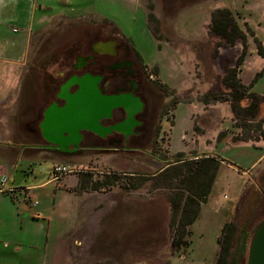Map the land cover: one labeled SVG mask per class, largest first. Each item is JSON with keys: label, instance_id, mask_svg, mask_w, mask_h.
<instances>
[{"label": "rangeland", "instance_id": "374dc122", "mask_svg": "<svg viewBox=\"0 0 264 264\" xmlns=\"http://www.w3.org/2000/svg\"><path fill=\"white\" fill-rule=\"evenodd\" d=\"M93 1L63 6L66 11L31 37V55L41 56L47 102L57 82L74 72L70 66L78 57L94 55L91 69L113 78L109 90L137 83L144 101L139 133L105 140L86 133L80 163L39 164L42 175L35 183L49 173L61 186L33 190L38 204L32 208L45 218L25 216L24 226L0 229V264H49L55 239L70 236L80 240L72 246L78 264H215L217 237L230 220L235 224L222 244L229 248L228 260L246 264L251 235L264 218V139H241L264 131V99L254 119L242 111L236 115L225 99L230 89L224 76L235 69L237 79L264 98V0ZM12 26L20 25L4 28ZM97 42L112 49L94 53ZM116 53L126 61L107 67ZM55 72L66 75L56 79ZM238 103L244 107L249 99ZM179 153L187 163L215 155L224 164L204 201L207 209L193 229L194 223L186 226L190 244L176 247L183 200H197L204 189L199 178L192 185L187 175L174 176L193 165L174 162ZM60 165L67 171L55 173ZM25 172L14 173L16 183H26ZM227 202H234L230 220L222 210Z\"/></svg>", "mask_w": 264, "mask_h": 264}, {"label": "crops", "instance_id": "0c3cea01", "mask_svg": "<svg viewBox=\"0 0 264 264\" xmlns=\"http://www.w3.org/2000/svg\"><path fill=\"white\" fill-rule=\"evenodd\" d=\"M93 3V0H0V229L24 226L25 216L45 218L44 211L32 208L38 204L34 203L37 200L33 190L51 183L55 188L61 184L49 177V173L48 178L35 183L42 175L43 169L39 164L49 162L51 168L53 164H66L74 160L80 163L86 154V147L81 149L82 155L79 154L80 150L62 151L47 147L48 142L40 128L44 112L49 106L46 78L39 67L41 56L31 55L36 49L31 46V37L44 21L66 11L63 6ZM9 22H17L20 26L5 30ZM52 75L59 79L62 73L55 72ZM61 82H57L59 87ZM243 144L252 146L247 142ZM261 154L264 155V152ZM259 158L256 156L251 166ZM221 164H224L223 161ZM18 169L26 170L25 173L29 175L24 179V185L16 183L14 179ZM31 177H34V182L28 183ZM207 207L206 202L202 203L198 218ZM233 208L234 202H227L222 208L229 220ZM79 242L71 236L67 239L56 238L49 264H78L72 257V246Z\"/></svg>", "mask_w": 264, "mask_h": 264}, {"label": "water", "instance_id": "95a60500", "mask_svg": "<svg viewBox=\"0 0 264 264\" xmlns=\"http://www.w3.org/2000/svg\"><path fill=\"white\" fill-rule=\"evenodd\" d=\"M100 75L85 73L72 76L60 86L57 97L61 104L53 101L45 110L40 128L48 148L62 151H74L80 148L83 131L100 136L113 131L123 132L126 136L140 124L134 115L141 111L143 102L132 93L104 94L99 88ZM77 89L70 92L71 86ZM123 108L126 118L109 126L101 124L104 118H110L115 109ZM246 264H264V218L254 229L249 246Z\"/></svg>", "mask_w": 264, "mask_h": 264}, {"label": "trees", "instance_id": "16d2710c", "mask_svg": "<svg viewBox=\"0 0 264 264\" xmlns=\"http://www.w3.org/2000/svg\"><path fill=\"white\" fill-rule=\"evenodd\" d=\"M261 47L262 46L259 44L258 47L259 54H262L261 50L263 48ZM224 84L230 89L227 92L225 99L231 102V108L234 111V113L237 115L238 111H242L244 112V115H247L252 119H254L258 111V106L264 98L254 92H250V88L247 85L242 84L241 81L237 79L235 69L228 71V73L224 76ZM243 98L249 99V103L244 107L240 106L238 103ZM259 138L264 139V131H261L256 138H253L252 136H246L242 138L241 141H248L254 139L256 140ZM221 161H223V159L218 156L208 155L202 157L201 159L197 158V159L188 160L187 163V161L183 158V155L181 153L177 154L176 160L174 162H176L177 164L184 163L182 164V166L187 165L189 163L193 165L190 166L188 165L186 171L178 170L174 176L179 177V176L187 175V178L190 182H194L199 178L201 179V182L204 183V189L201 191L200 194H198L197 200L192 195L186 196L184 198L181 207L182 215L180 217V228L177 229L179 231L176 234V236H173L172 245L179 247L184 245L188 246L190 244L191 240L190 239L185 240L184 237L186 235H189L190 237L192 231L190 229H187L186 226L192 225L196 220V218L198 217L200 212L201 202H204L207 199V196L210 192L211 186L214 182L215 175ZM168 164L170 165V162H168L167 165ZM169 165L166 168H164L163 171H165L168 167L171 166ZM194 184L195 182L192 185ZM179 207H180V203L177 202L174 208L178 210ZM185 215L187 216L186 219L184 218ZM234 224L235 222L233 220L227 222L222 228L220 235L217 237L219 250L217 251L216 254L215 264H233V261L231 262L230 260H228V249H229L228 246L227 245L223 246L222 243L227 230L234 227Z\"/></svg>", "mask_w": 264, "mask_h": 264}, {"label": "flooded vegetation", "instance_id": "af4514ba", "mask_svg": "<svg viewBox=\"0 0 264 264\" xmlns=\"http://www.w3.org/2000/svg\"><path fill=\"white\" fill-rule=\"evenodd\" d=\"M112 49V46L110 43H104V42H97L95 44L92 45L91 47V51L94 52V53H98L100 55H106L108 54V52H110V50ZM117 56V53L114 55V58L110 57V61L108 62V65L107 67H111V66H114L116 65L117 63L121 62V61H126L127 58H123L122 60H120L121 58L119 57H116ZM119 58V59H117ZM92 64H97V60L95 59V56L93 55L92 57H90L89 60H86V59H81L78 57V61L77 63H73L71 66H70V69L74 70V72H72L71 74H69L66 78L64 77L66 74L62 73V76L61 77H64V79L62 80L61 82V85L62 83H64L68 78L72 77V76H81L85 73H90V74H93V75H100L101 76V80H100V83H99V88L101 90L102 93L104 94H115V93H121V92H125V93H132L133 95L135 96H138L141 101L143 102V107L141 109V111H139L138 113H136L134 115V118L136 120H138L140 122V124L136 125L134 128H133V133L131 135H138L139 132H136L135 129L138 127V126H141L142 122L141 120H139L137 118V115L140 114L143 109H144V101L142 100V96L137 92V83L134 81V80H131L130 82H128V87L126 88H121L117 91H114V90H109L108 88H106V84H109V86H111V84L113 85V78L110 77L108 74H106L105 72H95L91 69V65ZM60 85V86H61ZM77 89V86L76 85H73L70 87L69 91L70 92H73ZM60 91V87L58 86L57 90L55 92L56 93V96H55V92L53 93V99L49 100L48 101V105H50L53 101H56L58 104L61 103V98L57 97V94L58 92ZM126 118V111L123 109V108H118V109H115L113 112H112V116L110 118H104L101 120V124L105 125V126H109V125H112L114 123H118L122 120H124ZM88 133V134H91L93 136H96L98 137L100 140H105L107 139L108 137L112 136L113 134L115 133H119L123 136V138H127L129 136H126L123 132H117V131H113L111 134H106L105 136H100L96 133H93V132H90V131H83V139L82 141L85 140V134ZM81 141V142H82ZM80 142V148L74 150L75 151H79L81 150L82 148H85L84 146H82ZM48 145V143H47Z\"/></svg>", "mask_w": 264, "mask_h": 264}, {"label": "built area", "instance_id": "2783aa9c", "mask_svg": "<svg viewBox=\"0 0 264 264\" xmlns=\"http://www.w3.org/2000/svg\"><path fill=\"white\" fill-rule=\"evenodd\" d=\"M55 171H57V172H66L67 171V167L66 166H62V165H60V166H55V168H54V172ZM57 172H55V173H57ZM54 173V174H55ZM35 204L37 203V201H35L34 202Z\"/></svg>", "mask_w": 264, "mask_h": 264}]
</instances>
